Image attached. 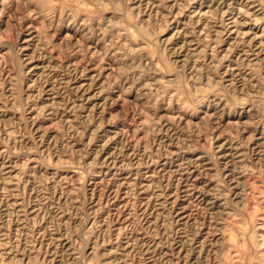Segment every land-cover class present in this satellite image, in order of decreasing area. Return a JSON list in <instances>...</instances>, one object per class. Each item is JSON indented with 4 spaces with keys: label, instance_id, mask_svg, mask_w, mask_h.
I'll use <instances>...</instances> for the list:
<instances>
[{
    "label": "rangeland",
    "instance_id": "1",
    "mask_svg": "<svg viewBox=\"0 0 264 264\" xmlns=\"http://www.w3.org/2000/svg\"><path fill=\"white\" fill-rule=\"evenodd\" d=\"M0 264H264V0H0Z\"/></svg>",
    "mask_w": 264,
    "mask_h": 264
},
{
    "label": "bare ground",
    "instance_id": "2",
    "mask_svg": "<svg viewBox=\"0 0 264 264\" xmlns=\"http://www.w3.org/2000/svg\"><path fill=\"white\" fill-rule=\"evenodd\" d=\"M198 182H199V181H198ZM210 204H211V203H210ZM183 212H184V211H181V212H179V214H182ZM181 218L184 219V218H185V215H182ZM60 243H61V242H60Z\"/></svg>",
    "mask_w": 264,
    "mask_h": 264
}]
</instances>
